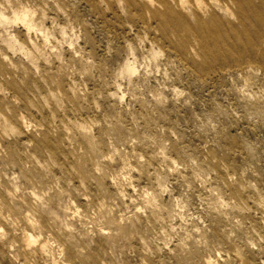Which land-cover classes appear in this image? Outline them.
<instances>
[{
  "label": "clouds",
  "instance_id": "9594fccd",
  "mask_svg": "<svg viewBox=\"0 0 264 264\" xmlns=\"http://www.w3.org/2000/svg\"><path fill=\"white\" fill-rule=\"evenodd\" d=\"M0 264H264V0H0Z\"/></svg>",
  "mask_w": 264,
  "mask_h": 264
}]
</instances>
